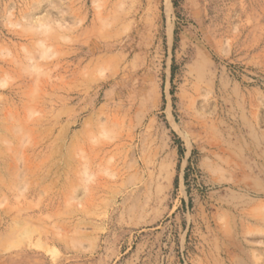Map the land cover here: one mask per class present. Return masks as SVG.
Listing matches in <instances>:
<instances>
[{
    "label": "rangeland",
    "instance_id": "obj_1",
    "mask_svg": "<svg viewBox=\"0 0 264 264\" xmlns=\"http://www.w3.org/2000/svg\"><path fill=\"white\" fill-rule=\"evenodd\" d=\"M0 264H264V0H0Z\"/></svg>",
    "mask_w": 264,
    "mask_h": 264
}]
</instances>
